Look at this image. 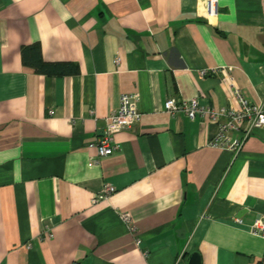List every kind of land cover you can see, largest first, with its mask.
<instances>
[{
    "label": "crops",
    "instance_id": "crops-1",
    "mask_svg": "<svg viewBox=\"0 0 264 264\" xmlns=\"http://www.w3.org/2000/svg\"><path fill=\"white\" fill-rule=\"evenodd\" d=\"M206 7L0 0V264H185L192 251L264 264L250 230L264 213V126L234 152L212 145L218 122L164 109L169 97L239 108L233 87L264 104V0ZM40 59L77 72L42 73ZM125 93L142 118L100 157L89 143ZM106 183L116 191L94 200Z\"/></svg>",
    "mask_w": 264,
    "mask_h": 264
},
{
    "label": "built area",
    "instance_id": "built-area-1",
    "mask_svg": "<svg viewBox=\"0 0 264 264\" xmlns=\"http://www.w3.org/2000/svg\"><path fill=\"white\" fill-rule=\"evenodd\" d=\"M206 6L208 15H216L218 13L219 0H206ZM211 71L214 73L223 72L226 71V67L213 68ZM207 72L208 70H204L203 74ZM231 93L237 99L239 108L206 107L200 103L198 97L189 99L169 97L164 102V109L172 114L184 112L190 119L208 118L218 122L219 130L211 141L212 145L222 148L227 147L237 152L254 128L264 126V104L251 103L237 87L231 88ZM50 112L53 113V110H50ZM141 118L142 112L138 105V95L135 93L122 94L119 108L109 113L106 118L107 124L103 134L91 141L89 145L97 148V153L100 157L113 154L119 148L115 137L116 132L121 129L134 127L140 122ZM224 118L225 120H222ZM91 162L93 163L94 161ZM115 191L116 187L113 184L106 183L94 200L108 197ZM121 217L126 222L131 223L128 212H122ZM237 221L241 222L239 218ZM130 227L135 230L134 225L131 224ZM250 230L253 234L264 237V213L258 215Z\"/></svg>",
    "mask_w": 264,
    "mask_h": 264
},
{
    "label": "trees",
    "instance_id": "trees-1",
    "mask_svg": "<svg viewBox=\"0 0 264 264\" xmlns=\"http://www.w3.org/2000/svg\"><path fill=\"white\" fill-rule=\"evenodd\" d=\"M36 48H38L37 45ZM25 50L27 51V49ZM36 66L38 71L47 74H66L77 72V68L68 62H48L40 59L37 61Z\"/></svg>",
    "mask_w": 264,
    "mask_h": 264
},
{
    "label": "water",
    "instance_id": "water-1",
    "mask_svg": "<svg viewBox=\"0 0 264 264\" xmlns=\"http://www.w3.org/2000/svg\"><path fill=\"white\" fill-rule=\"evenodd\" d=\"M185 264H202L200 253L198 251H192L188 255Z\"/></svg>",
    "mask_w": 264,
    "mask_h": 264
},
{
    "label": "rangeland",
    "instance_id": "rangeland-1",
    "mask_svg": "<svg viewBox=\"0 0 264 264\" xmlns=\"http://www.w3.org/2000/svg\"><path fill=\"white\" fill-rule=\"evenodd\" d=\"M233 38L235 37V36H232Z\"/></svg>",
    "mask_w": 264,
    "mask_h": 264
}]
</instances>
